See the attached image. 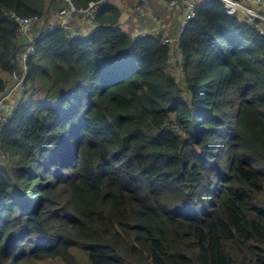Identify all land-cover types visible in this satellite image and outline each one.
Returning <instances> with one entry per match:
<instances>
[{
	"label": "trees",
	"instance_id": "16d2710c",
	"mask_svg": "<svg viewBox=\"0 0 264 264\" xmlns=\"http://www.w3.org/2000/svg\"><path fill=\"white\" fill-rule=\"evenodd\" d=\"M73 1L97 3L78 38L46 29L66 0H0V73L23 79L1 130L0 264H81L77 242L93 264H264L262 20L212 0L179 35L156 3L170 46L133 40L117 0ZM12 13L41 18L27 60Z\"/></svg>",
	"mask_w": 264,
	"mask_h": 264
},
{
	"label": "built area",
	"instance_id": "2783aa9c",
	"mask_svg": "<svg viewBox=\"0 0 264 264\" xmlns=\"http://www.w3.org/2000/svg\"><path fill=\"white\" fill-rule=\"evenodd\" d=\"M69 3L67 8L62 9L59 12V15L56 16L58 20H52L49 22L47 26V30H55L57 28H62L68 31L72 38L81 37L85 33V28H81L75 22V16L80 14L87 15L88 25L95 24V16H96V2H92L90 6L86 9L78 7L73 0H66ZM212 0H168V6L171 8L177 7L179 4L184 5V14L181 25L179 26V35H181L186 26L192 20L199 8V5L205 2H210ZM224 2V5L229 14H235L237 12H242L249 17L250 20L255 21L257 19L262 20L264 23V13L255 9V5H253V0H221ZM258 3L262 2V0H257ZM255 7V8H254ZM259 7V6H257ZM141 11H145L144 8H141ZM12 17L15 20L19 33L22 36L30 37L29 43L27 45V49L23 55L24 60H27L30 55L35 51V38L31 35V31L34 29L35 25L41 22V18L37 15L33 16H22L16 13H12ZM158 20V19H157ZM260 29L264 32V27L261 25ZM43 31V30H42ZM42 31L40 34H42ZM133 40H137L140 37L147 36L149 34H155L158 39H162L163 43L166 45L173 46L174 42L178 38H174L171 36H163L162 29L157 25L152 32L149 30H138L131 31ZM162 35V36H161ZM179 59L182 61V57ZM171 62V71L173 74L177 75L181 71H183L182 66L178 63V57L175 54H172L170 57ZM20 81L18 83H12L11 81L7 82V85L4 90H0V147H2V136L1 130L7 124L9 119L13 116L15 110L18 108L17 103L12 100V95L16 88L23 87L21 84L23 79L21 75L16 77ZM8 153L1 152L0 153V161L8 160Z\"/></svg>",
	"mask_w": 264,
	"mask_h": 264
},
{
	"label": "crops",
	"instance_id": "0c3cea01",
	"mask_svg": "<svg viewBox=\"0 0 264 264\" xmlns=\"http://www.w3.org/2000/svg\"><path fill=\"white\" fill-rule=\"evenodd\" d=\"M133 1L137 2L136 9H131L129 6L124 5L120 0L115 1V6L121 7L122 10L124 11V17H123V23H122L123 27L131 31L149 30L150 32H152L153 27L155 25H159V22H158L160 20L159 14L156 13L155 7L151 5H156V3H158V5L162 8H169L168 0H133ZM253 5H255L256 7V8L254 7L255 9L264 13V0H262V2L260 3H258L257 0H253ZM149 6L151 8L150 12H148ZM141 8H144V10L145 9L146 10L143 12L141 11ZM175 8H176L175 9V12H176L175 19L181 25L183 14H184V5L179 4ZM59 12L56 14L57 16L59 15ZM52 20H58V18L56 16H53ZM75 22L81 28H85L88 31H92L94 29L95 24L88 25L86 14L76 15ZM15 95H18V98L19 97L21 98V96H19V87L15 89L11 97L12 100L15 99L14 97Z\"/></svg>",
	"mask_w": 264,
	"mask_h": 264
},
{
	"label": "rangeland",
	"instance_id": "374dc122",
	"mask_svg": "<svg viewBox=\"0 0 264 264\" xmlns=\"http://www.w3.org/2000/svg\"><path fill=\"white\" fill-rule=\"evenodd\" d=\"M147 6V5H146ZM151 6H153V5H151ZM154 7V6H153ZM162 8V7H161ZM146 10V9H145ZM151 11V8H150V6H149V10H148V12H150ZM159 27H161L160 25H162V19H160L159 21ZM157 25H155L154 27H153V30H154V28L156 27ZM161 29H162V27H161ZM40 30H41V26L40 25H37L36 26V32L37 33H39L40 32ZM152 30V31H153ZM23 39H25V37H23ZM0 76H2L3 78H5V80H7V82L11 79L10 77H7V76H4V75H2V73H0ZM12 83H18L20 80L19 79H17L16 77L15 78H13V79H11L10 80ZM23 83V82H22ZM21 83V84H22ZM25 88V87H24ZM19 96H21V97H23V89H22V87L20 86L19 87ZM15 98H18V95H15L14 96ZM20 98V97H19ZM1 152H6V151H4L3 150V148L2 147H0V153ZM0 164H2V165H6V166H8V167H14L13 166V164L12 163H10V161H0ZM74 250H75V252L78 254V256H79V258H80V261H81V264H93L91 261H90V259L88 258V255H87V251H86V245L84 244V243H82V242H77L76 244H75V246H74ZM38 264H59L58 262H56V261H47V262H39Z\"/></svg>",
	"mask_w": 264,
	"mask_h": 264
},
{
	"label": "clouds",
	"instance_id": "9594fccd",
	"mask_svg": "<svg viewBox=\"0 0 264 264\" xmlns=\"http://www.w3.org/2000/svg\"><path fill=\"white\" fill-rule=\"evenodd\" d=\"M9 155V154H8Z\"/></svg>",
	"mask_w": 264,
	"mask_h": 264
}]
</instances>
